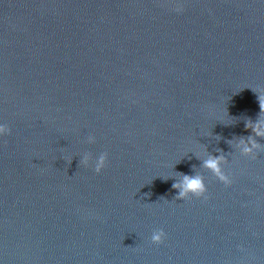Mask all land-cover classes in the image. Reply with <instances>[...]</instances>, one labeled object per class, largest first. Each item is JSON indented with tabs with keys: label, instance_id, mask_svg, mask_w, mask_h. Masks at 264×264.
<instances>
[{
	"label": "water",
	"instance_id": "1",
	"mask_svg": "<svg viewBox=\"0 0 264 264\" xmlns=\"http://www.w3.org/2000/svg\"><path fill=\"white\" fill-rule=\"evenodd\" d=\"M253 89L264 0H0V264H264V151L227 143ZM194 169L205 197L174 201Z\"/></svg>",
	"mask_w": 264,
	"mask_h": 264
},
{
	"label": "clouds",
	"instance_id": "2",
	"mask_svg": "<svg viewBox=\"0 0 264 264\" xmlns=\"http://www.w3.org/2000/svg\"><path fill=\"white\" fill-rule=\"evenodd\" d=\"M174 10L177 13L182 12V5L177 4ZM253 91L257 93L260 112L258 115V120L255 123H253L250 119L245 121V129H250L251 135L247 136V138L240 137L235 140V142L230 140L227 141V143L230 147H233L235 149V153H238L239 156L255 160L257 158V154L261 151H264V145L256 142V138H264V92H260L254 89ZM232 121L233 120L229 119V122L225 124H231ZM10 134V128L6 124L0 122V138H3ZM217 139H219V137H217ZM87 143L94 144L95 138L89 136L87 139ZM217 151L219 155L212 156L207 154V150L205 148V156L202 158L197 155L196 158L201 160V168L203 170L211 173V175L214 176L221 184H223L225 187H228L230 186L232 181L230 176L226 175L223 170L228 161L225 159V154L222 152V150L218 149ZM90 160V154L85 153L80 159V164L87 166ZM106 160V153H101L95 159L94 171L96 174H100L102 172L105 167ZM179 162L180 161H178L177 163ZM193 172V175L174 172V176L163 177L164 180L175 177V182L172 184V189H174L177 193L173 198L174 201H186L189 198L200 199L205 197L207 188L204 183V178L200 174V172L195 171V169L193 170ZM165 238L166 233L163 230L153 231L151 234V243L153 245H160Z\"/></svg>",
	"mask_w": 264,
	"mask_h": 264
}]
</instances>
